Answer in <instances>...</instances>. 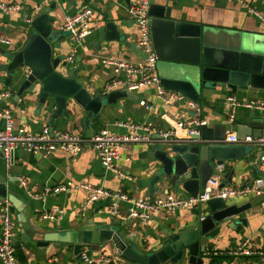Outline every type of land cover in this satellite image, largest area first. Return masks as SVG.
Segmentation results:
<instances>
[{
  "label": "crops",
  "instance_id": "1",
  "mask_svg": "<svg viewBox=\"0 0 264 264\" xmlns=\"http://www.w3.org/2000/svg\"><path fill=\"white\" fill-rule=\"evenodd\" d=\"M134 2L135 0H0V3L17 6V10L9 14L0 12V35L12 42L7 48H0L13 55L20 52L27 44L31 22L43 15L45 11L53 19L52 27L62 32L61 26L65 18L87 7L92 11L94 18L92 34L80 45L72 40L66 41L67 37L60 38L61 50L54 52L53 56L67 59L73 54V64L68 65L66 60L62 61L66 68L75 66V59L80 56L83 70L78 74L77 80L92 96L105 98L119 90L103 93L105 85L116 75L111 68L102 65L99 60L117 58L140 64L145 59L136 47L137 29L135 23H130L131 17L128 14V9ZM242 2L264 16V0H242ZM151 4L170 8L174 20L199 25L211 46L264 56V27L236 0H152ZM108 22L114 24L119 40L106 39ZM7 64V56L0 54V90H8L12 93L9 101L0 106L10 112L16 128L39 133L43 128L48 127V118L37 110L35 97L37 92L34 91L30 96L24 93L22 99L13 101L12 97L21 82H7L8 73L5 69ZM179 65L168 63L162 67L174 68ZM160 78L183 80L180 76L174 77L167 73L160 75ZM131 93L134 96L130 100L118 99L114 104L101 108L102 122L91 121L90 137L104 128L115 134H125L127 130L116 127L114 123L133 122L144 124L152 135L172 130L175 132L174 141L187 139L186 122L193 118L194 112L189 110L185 103L165 107L156 98L154 86ZM228 96H233L240 101L264 100V92L254 95L248 91L200 93L196 101L201 109L200 119L207 122V126L201 128V133L212 135L214 128L218 129L219 133L220 128H223L225 138L231 133L236 134L237 126L250 119L261 122L264 126V113L259 111L236 109L233 113V121H230L231 107L226 103ZM77 109L80 111L78 107ZM71 110L73 111L71 106L66 105V111L70 115ZM78 119V116H71L69 119L59 118L56 120L54 131L81 136L83 130L78 126ZM3 128L4 121L0 118V130ZM254 131L256 134L253 133ZM253 132L252 135L256 137L262 136L264 127L255 128ZM251 147L253 154L224 163L223 176L233 171L230 183L223 179L222 183L225 186L242 188L256 178L264 181V166L256 164V159L262 150L257 146ZM149 150V145H128L118 165L123 176L129 179H119L104 169L96 152L90 146H86L77 155L55 150L45 157L16 149L9 165L0 156V183L5 184L7 195H11L10 197L16 202H22L23 213L27 220L36 221L43 227L44 231L41 234L43 232L63 234L76 231L92 220L93 224L126 230L127 234L134 238V248H144L152 253L161 248V244L168 239V235L189 226L192 227L199 216L207 212L205 206L195 210L178 211L175 214L152 213L146 221H140L128 219L129 206L125 203L118 204L119 214L116 216L108 212L110 202L107 200H99L81 211L86 193L79 189H71L69 192L56 196L36 197L41 194L44 187L60 186L71 182L108 191L121 190L134 197L149 199V182L160 169L159 163L143 157V153ZM156 186L158 191L152 194V199L166 194L183 196L181 193L173 194L171 190L168 193H161L159 190H168L163 189V183H157ZM6 202L10 216L16 224L12 244L17 264H87L86 261L76 258L72 249L61 247L58 243L38 246L36 243L38 237L35 240H23L22 231L18 227V212L11 203ZM225 203L228 207L245 208L247 206V208L224 221L217 237L207 245L206 254L209 256L201 255L203 264H264V194L231 197L225 200ZM52 208L62 210L60 219L42 220L40 216L50 212ZM113 222L118 224L115 225ZM245 242L247 244L243 245ZM241 246L253 254L249 256L234 254L233 252ZM81 253L94 259L104 255L110 258L113 264H128L116 254L111 243L100 245L98 248H84ZM0 264H2L1 261Z\"/></svg>",
  "mask_w": 264,
  "mask_h": 264
},
{
  "label": "water",
  "instance_id": "2",
  "mask_svg": "<svg viewBox=\"0 0 264 264\" xmlns=\"http://www.w3.org/2000/svg\"><path fill=\"white\" fill-rule=\"evenodd\" d=\"M47 13L45 11L31 22L26 46L8 59L5 67L7 82H21L12 97L13 101L22 99L24 93L30 96L36 91L37 110L48 118L47 126L51 131L55 129L57 119L78 116V126L83 130L81 137L90 138L91 121L102 122L101 108L114 104L118 99L130 100L134 94L119 90L105 98L92 96L77 80L83 70L81 57H76L75 66L66 68L62 64L65 57L53 56L54 52L61 50L59 39L67 37L65 40L71 41V38L67 32L52 27L53 19ZM148 15L152 47L157 60L172 65L180 64L174 67L176 69L171 68L169 74L180 76L183 80L160 78L165 89L195 102L203 92L248 91L253 95L264 92L263 55L209 45L199 25L172 19L170 8L165 6L149 5ZM105 37L119 40L112 22L106 24ZM3 53L0 48V54ZM186 66L191 68L186 71L183 69ZM66 105L73 109L71 115L66 111ZM261 127H264L261 122L250 119L237 126L236 136L238 139L247 135L252 137L253 129ZM199 130V135L190 136L189 139L152 143L149 145L150 150L143 153V157L160 164V169L149 182L150 200L152 194L158 191L157 183H163V189H168L159 190L161 193H168L170 189L183 196H196L203 192L218 165L239 160L252 152L249 145L222 142L223 128H220V133L214 128L212 135H204L201 128ZM232 175L231 170L224 174L223 179L230 183ZM224 185L221 183L220 188ZM10 196L7 195L5 184L0 183V202L8 201L18 212V227L23 240H35L38 237V246L58 243L61 247L72 249L73 255L81 261L82 249L111 243L116 254L128 264H203L202 256H209L206 254L207 245L217 237L224 221L247 208L228 207L220 198L210 199L205 203L207 212L202 220L198 219L192 227L168 235L161 248L150 253L144 248H134V238L126 230L93 224L92 220L76 231L41 234L43 227L36 221L27 220L22 202H16Z\"/></svg>",
  "mask_w": 264,
  "mask_h": 264
},
{
  "label": "built area",
  "instance_id": "3",
  "mask_svg": "<svg viewBox=\"0 0 264 264\" xmlns=\"http://www.w3.org/2000/svg\"><path fill=\"white\" fill-rule=\"evenodd\" d=\"M264 27V16L254 10L251 6L236 0ZM149 0H135L128 9V14L135 22L138 40L136 47L139 51L145 54L143 63L134 64L117 58H103L100 63L111 68L116 75L114 79L109 81L103 90L106 94L115 90H125L135 92L137 90L154 86L156 98L165 107H170L172 104H186L187 108L194 112L193 118L186 122L188 127L187 139L193 135H199V129L206 127L207 122L200 119V106L197 102L186 99L183 95L166 90L160 83V79L156 73L157 57L154 53L150 38V17L148 15ZM17 10L16 5L0 3V12L9 14ZM92 11L85 7L77 11L73 16L65 18L61 30L69 34L71 40L80 45L84 40L92 34L93 28ZM29 23V22H28ZM12 44L10 40L0 35V47H9ZM74 63L73 54L66 59V64ZM12 93L8 90H0V105L4 101L9 100ZM226 103L231 107L230 121H233V113L236 109H245L259 111L264 113V100H246L240 101L233 96L226 98ZM144 105V103H141ZM0 118L4 121V128L0 130V156L4 159L7 165L11 164L12 154L16 149L24 150L25 152L43 157L48 156L55 150H62L65 153L77 155L83 151L86 146H90L97 154L101 164L107 172L112 173L115 177L129 179L120 172L118 162L122 153L130 144L150 145L158 141H174L175 132L172 130L164 131L152 135L149 129L144 124L133 122H116L114 125L118 128L127 130L125 134H115L107 129H102L90 138H84L80 135H73L63 131L50 130L45 127L39 133H32L23 128H16L10 112L0 106ZM224 143L234 145H249L257 146L262 150L258 156L256 164L264 166V135L253 138L246 136L243 139H238L235 133L226 136ZM224 165L216 167L214 173L206 182L202 193L196 196H177L166 194L152 200L147 197H134L121 190L108 191L102 188H95L87 184L67 182L60 186L44 187L41 194L37 198H45L47 196H56L60 193L69 192L71 189H79L86 193V197L81 208L84 211L99 200H107L110 202L108 212L112 216L119 214L118 204L125 203L129 206L127 210L128 219L146 221L149 215L158 212H168L175 214L178 211L195 210L205 206V203L213 198L227 200L231 197H246L248 195H263L264 181L261 178H256L247 186L242 188H234L230 186L220 185L223 181ZM22 185L24 182L21 181ZM62 210L52 208L48 213L42 214L40 217L44 221L59 220L62 216ZM202 220L203 217L199 216ZM16 232V224L9 213L7 202H0V261L2 264H17L12 240ZM247 244L246 242L243 244ZM234 254L251 255L252 252L244 250L243 246L239 247ZM81 259L87 264H113L112 260L104 255L97 258L87 257L81 253Z\"/></svg>",
  "mask_w": 264,
  "mask_h": 264
},
{
  "label": "rangeland",
  "instance_id": "4",
  "mask_svg": "<svg viewBox=\"0 0 264 264\" xmlns=\"http://www.w3.org/2000/svg\"><path fill=\"white\" fill-rule=\"evenodd\" d=\"M149 2H152V0H149ZM130 23L133 24V23H135V22H134L133 20L130 19ZM139 53H140V55L142 56V58L145 57V54L141 53L140 51H139ZM3 55H4V56H7L8 59H10V58L13 56V54L10 53V52H4ZM164 64H168V63L165 62V61H159V60L156 61V73H157V76H158L159 79H160V75H162V74L164 75V74H166V73L169 74L168 72H169L170 69H171L170 66H169V68H168V67L163 68L162 65H164ZM169 64H170V63H169ZM190 68H191L190 66H186V67H184L183 69L186 70V71H188ZM184 73H186V72H184ZM253 133L256 134V131H254ZM254 134L252 135V137H253V138H256V136H255ZM251 154H253V153L251 152L249 155H251ZM253 160H254V159H253ZM256 160H258V157H257ZM162 187L165 188L164 186H162ZM169 190H170V189H169ZM171 191H173V190H171ZM173 194H177V193L173 191Z\"/></svg>",
  "mask_w": 264,
  "mask_h": 264
}]
</instances>
